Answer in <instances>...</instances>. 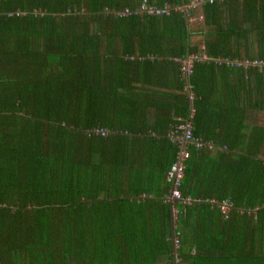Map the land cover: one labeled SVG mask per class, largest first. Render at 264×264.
I'll return each instance as SVG.
<instances>
[{
	"label": "trees",
	"instance_id": "1",
	"mask_svg": "<svg viewBox=\"0 0 264 264\" xmlns=\"http://www.w3.org/2000/svg\"><path fill=\"white\" fill-rule=\"evenodd\" d=\"M125 6L132 7L121 0H0V65L8 67L0 71V264H160L157 259L169 254L171 215L164 176L177 149L165 132L179 121L172 120L170 107L153 114L165 118L162 128L156 121L151 126L134 123L145 118L139 98L127 99L121 92L129 87L126 73L140 64L152 66L190 52L188 31L179 13L117 19L103 11ZM15 11L23 14L6 16ZM148 25L153 29L145 35ZM258 27L264 30L263 24ZM115 40L119 52L102 58ZM174 41L177 49H168ZM146 53L156 58H125ZM202 67L212 69L193 66L192 133L213 141L215 136L197 129L207 109L194 81ZM245 75L254 78L257 108L264 109V71L250 69ZM178 99L184 119L188 102L182 91ZM123 102L129 105L126 114L118 112ZM93 127L109 133L88 134ZM263 141L264 127L255 128L253 142ZM200 149H188L182 197L191 195ZM223 152L218 164L237 165L231 192L242 184L229 196L235 207L264 211V156L245 153L231 160L228 146ZM223 192L218 197L227 196ZM175 207L182 244L191 203ZM196 207L216 211L205 200L192 209Z\"/></svg>",
	"mask_w": 264,
	"mask_h": 264
},
{
	"label": "crops",
	"instance_id": "2",
	"mask_svg": "<svg viewBox=\"0 0 264 264\" xmlns=\"http://www.w3.org/2000/svg\"><path fill=\"white\" fill-rule=\"evenodd\" d=\"M121 1L134 7L141 0ZM147 1L157 6L169 3L167 0ZM224 1L226 2L216 7H207L206 10L204 7L207 5L190 11L189 18L191 19V15L194 18L192 21L181 12H171L179 13L185 21L188 31L187 45L191 49L190 52L198 51L203 46L204 51L212 56L264 58V30L258 27L259 24L264 25V0ZM169 4L182 3L176 0V3ZM204 11L207 12L206 15ZM169 15L149 17L161 18ZM198 16H202V19ZM159 22L161 24L162 20ZM148 26V30L143 32L145 35L153 29L151 25ZM103 45L105 47L107 43L104 42ZM177 46L178 42L174 41L168 49L173 50ZM106 47L102 58H111L119 52L117 40ZM168 54L166 52L167 56ZM172 58L176 57L166 58L152 66L140 64L133 71H128L123 78L124 83H128L129 87H124L121 94L127 99L135 100L138 97V105L142 108L140 112L145 114L144 119H139L134 123L151 126L156 121V126L162 128L165 118L161 119L159 115V119H155L153 114L155 110L160 111L159 109L169 111L170 107L173 109L175 107L174 110H170L172 120L175 122L182 120L178 101V95L181 91L183 92V88L180 90L179 86L182 80L178 63ZM196 64L212 66V69L202 67L195 73L197 98L207 108L206 113L204 111L201 113L197 129H202V134L209 133L215 138L212 141L213 146L211 148L202 147L200 149L202 151L194 160V170L191 173V195H187L191 200L189 202H169L170 251L156 262L160 264L164 261L170 264H264V211H256V206L239 208L233 204L234 207L227 217H223L209 202L210 199L228 198L231 200L229 196L235 195L238 188H242L240 181L238 182L239 187L235 186L233 192L230 189L232 182H236L237 177L233 180L232 174L237 173V165L230 168L228 162L229 166L228 164L221 166L216 161L218 154L224 153L226 146L229 147L228 156L231 160L245 153L255 157L264 156V141L261 145L259 142H253L254 129L264 127V109L257 108L260 102L258 95L254 93V78L251 75L247 77L246 71L241 69L237 72L230 70L235 68H221L211 62ZM4 69L8 67L0 65V71ZM246 78L248 83L244 81ZM188 79L191 85V75ZM119 105L118 112L126 114L129 105L126 102ZM198 137L203 139L202 135ZM209 139L205 138V140ZM224 174H227L226 178ZM223 190L226 191L223 192ZM222 192H226L227 196L218 197ZM193 193L201 194V196H193ZM203 195L207 196L204 198ZM201 200L210 203V208L216 211L202 212L197 207V210H193L195 203ZM190 203L191 215L187 218V240L182 244L179 242L180 245L175 249L171 240L173 231H179L176 223L179 212L175 204L183 207Z\"/></svg>",
	"mask_w": 264,
	"mask_h": 264
},
{
	"label": "built area",
	"instance_id": "3",
	"mask_svg": "<svg viewBox=\"0 0 264 264\" xmlns=\"http://www.w3.org/2000/svg\"><path fill=\"white\" fill-rule=\"evenodd\" d=\"M224 0H183L182 4L171 5L169 3H164L161 6H157L154 3L148 2L147 0H141L136 6L129 7L125 6L123 8H108L104 7L103 11L105 13L111 14L114 18L120 19L128 16H166L171 12H181L187 15L188 20L192 21L194 18L190 11L196 8H202L206 5H211L214 2H221ZM34 14L40 13L39 10H33ZM20 15L22 12H8L6 16ZM202 19V16H198ZM126 59L129 60H154L156 57L152 54L144 55H125ZM159 59V57H158ZM173 61L178 63L180 78L183 82V92L185 98L188 102V111L184 119L176 124L171 125L165 132V136L177 147L176 155L172 163L169 165L165 172V181L168 184V193L164 196V201L167 202H189L190 197H182L179 191L180 181L183 175L184 162L188 157L189 147L195 149H200L202 147L211 148L213 142L211 140H203L192 133V118L194 114V107L192 102L194 100V94L191 89V85L188 82V77L193 72V66L200 62H211L218 67L235 68L241 69L243 71L250 69H257L259 72L264 71V59L263 58H238L226 55L212 56L204 51V47L201 46L198 51L187 53L185 56L180 58H172ZM88 134L106 136L109 131L105 127H93L87 131ZM213 204L219 213L223 217H227L228 213L233 209L234 205L228 198H223L220 200L210 199L209 201ZM172 244L176 249L179 245V232L174 230L172 234Z\"/></svg>",
	"mask_w": 264,
	"mask_h": 264
},
{
	"label": "water",
	"instance_id": "4",
	"mask_svg": "<svg viewBox=\"0 0 264 264\" xmlns=\"http://www.w3.org/2000/svg\"><path fill=\"white\" fill-rule=\"evenodd\" d=\"M180 1H181V3H183V0H180ZM170 231H171V233H172V228H171V230H170Z\"/></svg>",
	"mask_w": 264,
	"mask_h": 264
}]
</instances>
